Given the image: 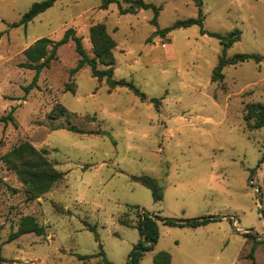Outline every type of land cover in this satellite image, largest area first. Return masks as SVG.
I'll return each mask as SVG.
<instances>
[{"label":"rangeland","instance_id":"1","mask_svg":"<svg viewBox=\"0 0 264 264\" xmlns=\"http://www.w3.org/2000/svg\"><path fill=\"white\" fill-rule=\"evenodd\" d=\"M42 1L0 0V117L13 116L0 123L2 264H103L98 243L112 264H130L140 238L134 206L165 220L213 219L195 228L158 221V240L139 264H154L162 251L171 264H252L251 251L264 264V127L252 129L246 113L250 104L264 105V62L225 66L223 80L212 82L221 54L216 38L196 25L156 34L196 18V0H143L161 6L156 26L149 9L120 15L117 3L102 9L100 0H55L25 28L9 26ZM198 1L205 31L240 32L227 57L264 58V0ZM95 24L115 42L112 80L133 84L144 100L91 77L87 66L71 75L79 58L71 41L39 74L20 67L36 40L56 42L68 28L92 57L88 30ZM23 143L63 173L33 200L2 160ZM130 176L156 179L161 200ZM26 215L44 234L7 242Z\"/></svg>","mask_w":264,"mask_h":264},{"label":"trees","instance_id":"2","mask_svg":"<svg viewBox=\"0 0 264 264\" xmlns=\"http://www.w3.org/2000/svg\"><path fill=\"white\" fill-rule=\"evenodd\" d=\"M101 8L106 9L109 4L115 2L118 5V13L120 15L124 14H135L139 10H151L153 13V18L151 23L157 25V16L161 10V6H155L152 3H147L143 0H121V2L128 4L127 8H121L118 0H100ZM55 0H44L42 2L34 3L25 12L18 22L12 23L10 27H26V25L35 18L38 14L44 12L50 8ZM196 5L198 6V13L196 18H190L185 20L176 21L173 25L157 30L156 34L164 37L166 34L171 32L175 28L180 27H190L199 26L201 34H206L210 37L216 38L221 45V54L218 57L217 65L213 69L211 75L212 82H219L223 80L222 69L225 66H233L243 63L248 60H253L255 63L264 62L263 56L255 53L251 54H236L232 57L226 56V51L232 46V44L239 40L240 32L234 29L226 35H221L217 33L207 32L202 28L203 14L200 8V2L196 0ZM88 39L92 47L93 56L87 55L84 50L81 38L75 34L72 28H68L64 31L62 37L58 41H52L46 37L39 38L27 49L24 50L23 55L25 57V62L20 64V67L33 70L35 75L39 74L44 68H48L51 61L56 57L57 49L68 43L73 42L74 50L78 55V61L74 68L70 70V74L78 72L82 67L87 66L90 71L91 77L97 79L98 81L105 80L111 88L115 85H123L129 88L140 100L145 99V95L141 93L133 84L127 82H116L112 80V66L114 64L113 49L115 47L114 40L107 33L106 28L103 24H95L91 26L88 30ZM98 65H102L105 68H98ZM36 81V76L33 79L32 84ZM29 87L25 88L27 90ZM152 102L155 104L156 99ZM246 113L248 115L247 119L254 120L252 124V129H259L264 127V105L262 104H250L246 108ZM13 123L12 111L7 115L0 117V123ZM2 160L13 169L22 183L27 188L28 198L33 200L38 198L40 195L48 192L52 185L62 179L63 173L57 171L52 167L50 163L43 159L41 154L36 151L29 144L23 143L12 148L8 153H6ZM130 179L134 182L141 184L150 190L152 199L154 201L161 200V187L158 181L149 176H130ZM139 214V221L137 225V231L139 235V240L137 244L133 247L132 252L129 255L130 264H139L143 253L152 249V246L158 240V221L167 226H178V227H199L213 221L210 217H202L198 219H191L185 221H172L160 219L156 215H151L138 206H134ZM141 210V212H140ZM88 231L93 234L94 240L97 242L98 236L94 226L88 227ZM33 233L37 236L44 234V227L39 225L35 218L29 215L20 218L17 228L15 231L10 232L7 242H10L21 235ZM264 242V238L262 240ZM98 248L100 249L98 255L101 256L103 264H112L107 260L105 253L101 250V244L98 243ZM79 260H84L90 258L91 256H77ZM252 260V264H255L252 251L249 255ZM7 262L1 256V243H0V264ZM154 264H171L170 255L167 252H159L153 256Z\"/></svg>","mask_w":264,"mask_h":264}]
</instances>
